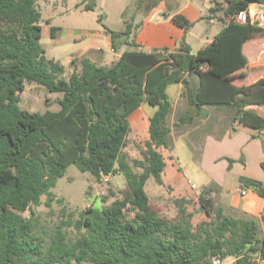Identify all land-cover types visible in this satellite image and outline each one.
<instances>
[{
	"label": "trees",
	"instance_id": "16d2710c",
	"mask_svg": "<svg viewBox=\"0 0 264 264\" xmlns=\"http://www.w3.org/2000/svg\"><path fill=\"white\" fill-rule=\"evenodd\" d=\"M226 1L228 22L197 52L181 40L174 50L126 49L113 65L88 56L78 65L74 57L67 78L65 65L47 57L41 43L37 0H0V264H212L215 255L233 258V264H264V233L258 221L227 214L212 196L214 184L199 193L208 220L198 224L185 198L176 199L179 215L172 219L151 203L145 188L150 176L164 184L167 163L160 148L173 147L174 127L194 122L200 128L201 120L211 117L201 115L203 108L225 109L233 122L264 132V115L251 108L264 106V76L249 85L232 82L245 77L238 71L249 61L244 45L256 27L235 23L232 16L250 2L264 0ZM93 8V2L84 5L85 10ZM172 19L186 29L194 25L182 13ZM124 22L121 31L106 28L115 51L123 45L138 47L135 34L142 22L126 18V12ZM56 31L52 27L51 35ZM187 73L199 77L189 95L194 108L170 125L173 102L168 87L183 83L189 88ZM26 81L62 93L61 108L23 109L19 91L25 90ZM142 103L157 109L149 118L143 158L131 164L123 148L132 129L129 115ZM72 163L98 181L123 173L129 189L108 206H88L76 224L81 231L77 238L69 239L60 225L44 246L22 212L39 205L43 195L49 204L57 179ZM240 182L264 196L260 180L240 177Z\"/></svg>",
	"mask_w": 264,
	"mask_h": 264
},
{
	"label": "rangeland",
	"instance_id": "374dc122",
	"mask_svg": "<svg viewBox=\"0 0 264 264\" xmlns=\"http://www.w3.org/2000/svg\"><path fill=\"white\" fill-rule=\"evenodd\" d=\"M77 1L37 0V6L42 13L41 43L46 50L47 57L55 58L65 65L64 75L66 77H69L74 70L73 65L75 64H72L74 57L78 58V65H81L80 58L89 56L85 50L89 39L97 37L100 39L103 49H109L110 46L106 44L105 38L97 35V32L103 35L104 23L110 28L124 27L120 13L124 0H99V6L94 10L76 8L74 5ZM90 1L87 0V3ZM196 1L199 4L202 2V0ZM132 6L135 4L131 3L126 10L128 19L133 11ZM104 11L108 12V16L100 21V14ZM52 27H56V38L51 36ZM253 30L244 50L250 61L258 55L255 66H259L258 74L261 75L264 72V30L258 27H253ZM208 35L211 37L213 33L210 34L209 30ZM130 48L135 47L130 46ZM84 53L86 54L84 55ZM255 66L253 65V67ZM193 81L194 79H191V82ZM25 86L24 91H19L21 94L20 105L23 109L45 112L48 109L57 111L61 108L58 99L62 97V93L51 92L37 81H26ZM182 88H185L183 83H175L168 87V93L173 103L175 96L179 91H182ZM185 100L187 101V98ZM184 106L186 107V103ZM144 108L147 112H152L157 107L145 103ZM178 108L176 106L169 114L170 125H173L180 114L184 113ZM203 110L200 112L201 115ZM210 113L211 117L201 120L200 128H197L194 122L184 124L180 128H173V147L160 148L166 158L167 180H164V184H159L154 176H150L146 182L145 188L151 203L169 218L176 219L178 217L179 208L176 199L185 198L188 211L193 213L194 224L208 220L198 201L199 193L203 191L207 183V173L200 170L204 141L210 134H216L221 138L226 130L236 128L238 125L232 121L230 112L225 109L208 111L202 116ZM147 133H149L147 128L140 129L136 133L135 131L130 132L128 143L124 146L123 152L127 154L131 164L134 159L143 158ZM189 144L194 146L193 150ZM134 170L141 172L142 168L134 167ZM106 177L108 180L105 179ZM227 181L228 189H236L234 192H237L240 187L237 175L230 173ZM128 189V182L123 173L106 175L98 181L89 171H81L76 164L72 163L67 167L64 176L59 177L56 185L52 188L54 199L48 204V196L43 195L39 205H31L22 214L31 219L35 226V232L44 246L49 241L52 232L60 225H63L69 239L74 240L81 234V231L76 228V224L88 206L93 204L108 206L114 200L122 198ZM191 191L192 194H189ZM234 260L227 258L225 264H233Z\"/></svg>",
	"mask_w": 264,
	"mask_h": 264
},
{
	"label": "crops",
	"instance_id": "0c3cea01",
	"mask_svg": "<svg viewBox=\"0 0 264 264\" xmlns=\"http://www.w3.org/2000/svg\"><path fill=\"white\" fill-rule=\"evenodd\" d=\"M81 1L78 0L74 6L84 9L87 1L78 7L76 6ZM90 2L94 4V8L91 10L99 6V0H91ZM131 3L135 4V6H132L131 18L135 16L137 22H142L135 34L138 47L134 46L135 48L132 49L145 52H154L163 47L174 50L181 40L190 45L192 52H197L199 49L206 47L229 20V17L225 14L228 6L226 0H202L200 4L196 0H124L120 12L123 22L124 13ZM175 13L184 14L194 22L193 27L186 29L175 24L172 19ZM105 16H108L107 11L100 14L99 20L103 21ZM104 26L102 31L104 36L100 32H97V35L105 38L106 44L110 46L109 49L104 50L100 39L95 37L89 39L85 50L92 61L102 65H113L120 58L122 52L131 48L123 45L118 51H115L112 46L111 35L106 31V28L121 31L125 28V22L124 27L120 29L110 28L105 23ZM198 27L200 29H197ZM209 30L210 34L213 33L211 37L208 35ZM53 37L56 38V35ZM257 56H254L251 61L248 57L249 61L246 67L238 71V73L245 74V77L233 80L234 84L239 86L249 85L264 76V72L261 75L258 74L260 68L255 66ZM187 79L190 82L189 88H182V91H179L175 96L173 103V109L177 106L178 109L182 110L181 112H187L194 108L190 104L189 95L199 85L197 74L187 73ZM191 79H194V81L191 82ZM185 98H187V101ZM185 103L186 107L184 106ZM144 105L145 103H142L129 115L131 132L135 131L136 133L140 129L146 128L149 130V118L155 110L147 112ZM251 108L264 115V106L252 105ZM207 109V113L212 110L217 111L215 109L211 110V108ZM236 126V128L226 130L221 138L216 134H210L205 138L202 164L200 163L202 168L200 167V170L207 173L205 186L211 184L216 186L217 189L212 193V196L218 205L224 207L227 214L255 218L259 223L261 232L264 233V196L253 188L245 187L240 182V177H245L260 180L264 183V132L257 134L250 127L241 124ZM149 137V133H147L146 140ZM166 167L163 172L165 181L167 180ZM230 173L237 175L240 182L237 192H234L236 189H228L227 180ZM244 189H247L245 194H243ZM189 194H192V191Z\"/></svg>",
	"mask_w": 264,
	"mask_h": 264
},
{
	"label": "built area",
	"instance_id": "2783aa9c",
	"mask_svg": "<svg viewBox=\"0 0 264 264\" xmlns=\"http://www.w3.org/2000/svg\"><path fill=\"white\" fill-rule=\"evenodd\" d=\"M232 18L234 22L238 24L252 25L264 28V1L250 2L246 8L238 11L232 16ZM105 179L108 180V177H106ZM262 187H264V183ZM246 192L247 189H244L243 194H245ZM212 264H225V260L222 259L221 256L215 255L212 257Z\"/></svg>",
	"mask_w": 264,
	"mask_h": 264
},
{
	"label": "water",
	"instance_id": "95a60500",
	"mask_svg": "<svg viewBox=\"0 0 264 264\" xmlns=\"http://www.w3.org/2000/svg\"><path fill=\"white\" fill-rule=\"evenodd\" d=\"M203 109H204V110H203V112H202V115H204V114L207 113L206 108H203Z\"/></svg>",
	"mask_w": 264,
	"mask_h": 264
}]
</instances>
